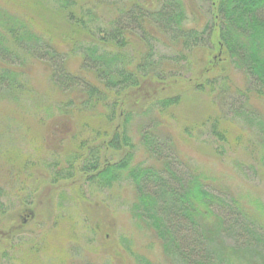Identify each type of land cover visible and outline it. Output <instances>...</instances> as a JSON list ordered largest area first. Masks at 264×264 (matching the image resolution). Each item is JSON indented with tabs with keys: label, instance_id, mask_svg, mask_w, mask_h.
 Listing matches in <instances>:
<instances>
[{
	"label": "rangeland",
	"instance_id": "obj_1",
	"mask_svg": "<svg viewBox=\"0 0 264 264\" xmlns=\"http://www.w3.org/2000/svg\"><path fill=\"white\" fill-rule=\"evenodd\" d=\"M0 4L11 15L18 12L30 21L37 34L44 32L50 37L69 69L79 70L80 58L67 40L71 28L63 24L66 18L61 13L47 16L48 12L35 9L31 0H7L6 4L0 0ZM186 6L188 27L200 29L210 19L211 0H188ZM102 12L103 18L109 16ZM45 19L48 26L43 30L35 27H41ZM83 37L86 42L91 38L90 34ZM1 50V54L24 64V78L37 93L40 106L56 98L47 79L50 70L38 55H31L34 48L32 52H16L7 43ZM215 52L207 43L192 50L190 59L185 60L166 40L156 43L155 72L169 66L175 68L176 76L167 80L164 76L161 80L141 78L137 88L110 97V102L118 100V105L109 127L112 131L120 123L119 104L123 101V110L132 113L128 133L134 145L133 165L157 163L146 152L139 132L153 137L161 133L163 139L169 136L160 152L163 160L173 161L183 176L202 175L208 189L236 199L264 226V167L260 158L264 96L255 94L251 80ZM211 58L216 62L214 67L209 65ZM213 79H219L215 90L210 83ZM8 96L0 93V264H164L157 237L132 219L134 186L123 182L112 189H97L82 171L88 149L103 141L95 132L96 126L78 131L71 119H60L57 113L52 115L53 110L37 109L39 104L32 99L25 101L28 95L18 104ZM175 97L180 100L178 105L159 110L158 101ZM158 135L155 138L161 144L164 140ZM84 140L88 147L78 152L82 158L76 159L72 169L65 160L75 143L80 145ZM127 151L130 153L127 149H99L102 163H116ZM10 172L12 182L7 181Z\"/></svg>",
	"mask_w": 264,
	"mask_h": 264
},
{
	"label": "trees",
	"instance_id": "obj_2",
	"mask_svg": "<svg viewBox=\"0 0 264 264\" xmlns=\"http://www.w3.org/2000/svg\"><path fill=\"white\" fill-rule=\"evenodd\" d=\"M31 1L35 9L48 12L47 16L59 12L66 18L63 24L71 28L67 40L80 58L79 70L69 69L50 37H45L44 32L37 34L30 21L18 12L11 15L0 4V93H7L9 100L17 104L24 95L29 96L25 101L39 102L37 93L26 83L24 64L1 54L2 44L7 43L16 52H32L30 49L34 48L36 52L31 55L45 61L50 70L47 77L50 89L54 87L56 94L43 107L40 103L35 107L47 112L53 110L52 115L57 113L60 119H71L78 131L96 126L95 132L103 141L99 147L88 149L82 171L97 189H112L123 182L134 186L132 219L157 237L164 264H264V226L251 218L236 199L208 189L202 175L183 176L176 171L173 161L163 160L160 152L171 139L169 136L163 139L164 135L155 133V137L164 140L158 144L153 135L139 132L146 152L157 163L135 166L134 145L128 133L132 113L123 110V101L119 104L120 123L112 131L109 127L117 113L114 107L118 105V100L110 102V97L137 88L141 78L161 80L164 76L163 80H167L176 74L175 68L169 66L161 73L154 70L156 43L163 40L177 48L178 57L185 60L190 59L192 50L210 43L216 48L214 55L230 60L251 80L255 94L263 97L264 0H211L210 19L200 29L187 26L188 0ZM102 11L109 16L103 18ZM46 26L45 19L41 27H35L43 30ZM87 34L91 38L86 42L83 35ZM209 65H216L214 59ZM218 80L210 82L213 90ZM179 102L176 97L161 99L159 110ZM216 133L221 137L219 131ZM94 135L96 138L97 134ZM86 147L87 140L80 145L76 142L65 163L73 169L76 159L82 158L78 152ZM99 149L118 152L127 149L130 153L127 151L116 163H102ZM260 158L264 167V139L260 140ZM12 178L10 172L7 181L12 182Z\"/></svg>",
	"mask_w": 264,
	"mask_h": 264
}]
</instances>
